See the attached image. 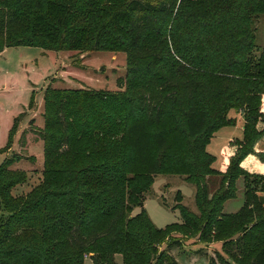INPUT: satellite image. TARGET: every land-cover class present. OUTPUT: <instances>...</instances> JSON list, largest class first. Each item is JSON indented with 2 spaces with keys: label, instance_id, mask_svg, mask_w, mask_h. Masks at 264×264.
<instances>
[{
  "label": "trees",
  "instance_id": "obj_1",
  "mask_svg": "<svg viewBox=\"0 0 264 264\" xmlns=\"http://www.w3.org/2000/svg\"><path fill=\"white\" fill-rule=\"evenodd\" d=\"M263 16L264 0H0V53L120 52L127 64L117 92L45 89L41 182L16 196L26 172L11 159L0 165V264H177L172 233L221 242L208 264H264V175L241 167L249 155L264 162L254 151L264 137ZM231 110L243 137L221 149L214 170L206 147L235 124ZM158 175L193 185L198 213L177 191L181 222L155 227L143 205ZM213 176L221 181L210 197ZM240 177L243 204L224 214Z\"/></svg>",
  "mask_w": 264,
  "mask_h": 264
},
{
  "label": "rangeland",
  "instance_id": "obj_2",
  "mask_svg": "<svg viewBox=\"0 0 264 264\" xmlns=\"http://www.w3.org/2000/svg\"><path fill=\"white\" fill-rule=\"evenodd\" d=\"M255 27V44L264 50V16L256 21ZM169 50L179 64L190 68L171 51L170 46ZM126 66V55L120 52H77L58 51L49 47H18L8 48L0 56V165L5 159H11L14 160L12 169L22 170L27 174L26 183L17 186L13 190L14 195L27 194L42 180L41 131L45 89L51 87L117 92V81L124 80ZM31 97L34 98L33 105H29ZM238 112L231 110L228 113V117L233 119L235 124L219 129L206 147L207 153L214 157V170L220 166L222 146L231 139L241 140L243 137V119ZM13 125L15 130L11 147L5 150ZM248 164H251L250 161ZM183 179L158 175L151 189L145 194L143 207L155 227L166 228L181 222L179 211L172 210L177 191H180L183 197L181 204L191 212L198 213L194 202V186ZM220 181V176H213L208 183L210 197ZM234 189V197L223 205L224 214L236 213L243 204L244 189L241 177L237 179ZM139 211V208H135L133 214ZM172 239H178L181 243L179 247L169 251L177 264H208L209 256L214 257L216 253L223 255L221 242L203 244L196 236L184 239L179 233H172ZM172 239L162 245L160 251L167 253ZM116 261L120 263V257H116ZM84 264L93 262L86 257Z\"/></svg>",
  "mask_w": 264,
  "mask_h": 264
},
{
  "label": "crops",
  "instance_id": "obj_3",
  "mask_svg": "<svg viewBox=\"0 0 264 264\" xmlns=\"http://www.w3.org/2000/svg\"><path fill=\"white\" fill-rule=\"evenodd\" d=\"M7 51V49H5L2 53H0V56L3 55L5 52ZM239 113V112H238ZM242 117V114L239 113ZM243 119V117H242ZM244 123V122H243ZM243 128V126H242ZM242 130V129H241ZM243 133V131H242ZM240 140V139H239ZM230 141V140H229ZM228 141V142H229ZM227 142V143H228ZM226 143V144H227ZM224 144L222 146V148L226 145ZM221 148V149H222ZM254 151L256 154H262L264 155V137L261 138L256 144H255V147H254ZM221 155V154H220ZM222 156H221V162H222ZM250 161L251 164H248V162ZM221 165V163H220ZM242 168L245 169L246 171L250 172V173H258V174H263L264 175V162H261L258 160L257 156L256 155H249L241 164ZM220 168V166H219ZM218 168V169H219ZM217 169V170H218Z\"/></svg>",
  "mask_w": 264,
  "mask_h": 264
}]
</instances>
